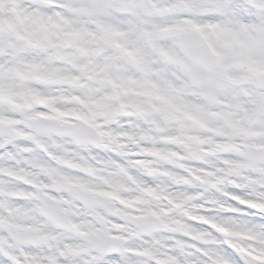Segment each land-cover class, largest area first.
<instances>
[{
	"label": "snow or ice",
	"instance_id": "obj_1",
	"mask_svg": "<svg viewBox=\"0 0 264 264\" xmlns=\"http://www.w3.org/2000/svg\"><path fill=\"white\" fill-rule=\"evenodd\" d=\"M0 264H264V0H0Z\"/></svg>",
	"mask_w": 264,
	"mask_h": 264
}]
</instances>
